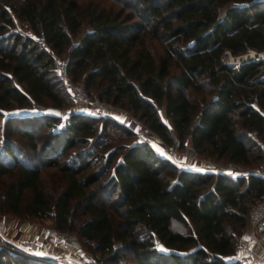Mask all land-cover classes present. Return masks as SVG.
<instances>
[{"label": "trees", "instance_id": "1", "mask_svg": "<svg viewBox=\"0 0 264 264\" xmlns=\"http://www.w3.org/2000/svg\"><path fill=\"white\" fill-rule=\"evenodd\" d=\"M15 20L43 32L91 96L165 143L172 128L178 148L187 140L197 154L246 166L264 160V61L227 60L264 49V0H0V214L49 219L105 263L130 254L135 264H239L221 256L235 253L264 178L180 168L127 140L132 131L111 117L83 112L68 113L40 143L38 133L61 117L15 111L52 106L62 116L69 97L51 58ZM146 35L163 45L158 63ZM0 264L45 263L0 245Z\"/></svg>", "mask_w": 264, "mask_h": 264}, {"label": "built area", "instance_id": "2", "mask_svg": "<svg viewBox=\"0 0 264 264\" xmlns=\"http://www.w3.org/2000/svg\"><path fill=\"white\" fill-rule=\"evenodd\" d=\"M24 34L30 36V34ZM31 37L38 47L43 49L52 60L53 69L57 78L72 103V106L67 110V113L83 112L90 116L111 117L121 126L126 127L135 133L136 137L134 143H146L152 148L150 143L153 135L149 130L142 133L136 132L135 128L137 120L131 114L122 111L123 115L121 118H117L116 113L121 111L120 108L100 100L95 95L91 96L85 89L83 83L76 82L71 79L66 58L55 53L48 46L43 32H38ZM228 57L229 59L227 60V63L229 65L239 64L240 62L247 60L264 61V49L262 51L249 50L248 52L237 56H231L229 54ZM170 132L173 140L169 145L171 146L170 149L174 152V149L177 147V142L172 128H170ZM262 150L264 152L263 145ZM187 151L192 156L196 155V152L193 149L189 148ZM229 167L231 172L235 173L238 171V167L235 165H230ZM256 176L264 177V169L260 173L256 174ZM54 235L55 240L58 243L70 244L76 240L74 235L63 231H56ZM37 241L30 239L23 242H16L4 237L0 232L1 246L5 247L12 253L33 259L35 261L47 264H72L70 262H73V264H100L90 258L79 256L70 250H65L57 254L40 252L37 250ZM154 247L158 248L159 243L156 242ZM261 247L264 248V193L251 205L249 209V224L246 230V236L242 239L239 250L232 255H222L221 258L224 260V258L228 257L239 264H264V258H261L258 255V249ZM210 258L211 257H208V259Z\"/></svg>", "mask_w": 264, "mask_h": 264}, {"label": "rangeland", "instance_id": "3", "mask_svg": "<svg viewBox=\"0 0 264 264\" xmlns=\"http://www.w3.org/2000/svg\"><path fill=\"white\" fill-rule=\"evenodd\" d=\"M104 2H109V0H104ZM14 25H15L14 28L17 31L21 32L22 34L26 33V34H30V36H33L35 34L34 32H32V30H30L29 28L24 26V24H22V23H20L18 21L15 22ZM145 38H146V43H147V45H148V47H149V49H150V51H151V53L153 55L154 60L156 61V63H158L160 58L163 55V50H164L163 49V45L159 41H157L156 39L150 37L149 35H146ZM228 59H229V57H228ZM66 106L67 107L62 110V116H61L60 121L58 123H56L55 126H49V127H47V129L41 130L38 133V139H39L40 143H42L44 141L43 140L44 134L51 127H54L55 129H59V128L64 127L65 119H66L67 114H68L67 110L72 106V103L70 102L69 98H67V105ZM117 108H119V107H117ZM27 109H30V108H27ZM33 109H34L33 112H35L36 109L35 108H33ZM120 109L124 110L122 108H120ZM163 109H164V104L160 103L158 105L157 111H158V114H159L160 118L164 120L166 118V114H165ZM9 112L11 114L14 111L11 110ZM15 112L20 113L21 110H18V111H15ZM125 112H127V111L125 110ZM127 113H129V112H127ZM133 117L137 120L135 131L138 132V133H142V132H144L146 130H149L151 132V134L153 135V137L151 139V143H150L152 148H153V150L157 154H159L160 156H163V157L171 160L174 164H176L180 168H185V169H189V170H196V171H200V172H213V173L219 172V173H224V174L228 175L231 178H236L238 176L247 177L250 174H254L256 176V174L260 173L264 169V160L261 161V162H257V163L253 162L250 165L244 166V165H236V164H233V163H231L229 161H226V160H213L211 158H208V157H206L204 155H200V154H197V153H196L195 156H192L191 154H189V152L187 150L189 148L190 149H193V148L190 145V142L187 141V140L185 141V146L183 148H178V146H177L174 149V152H173L170 149L171 146L169 144L165 143L155 132H153L151 129H149L140 119H138L135 116H133ZM96 126H97L96 127L97 128V132L98 133L101 132L102 131L101 121H98ZM106 130H107L108 133L117 132L116 130H113L110 125L106 127ZM132 133H133V137L131 136L127 140L134 142L136 135H135L134 132H132ZM5 138H7V136H5L2 133V125H1V119H0V153L2 152V150H1L2 149V143L5 140ZM8 139L11 140V142H14V144L17 145V147H21L22 149H23V147L25 149L27 148V145L23 144L21 139L17 135H12V136L8 137ZM122 140L123 139H120V141H122ZM261 147H262V145H261ZM20 156L23 157L25 155H20ZM5 160H6V162L10 161L9 157H6ZM230 165L237 166L238 167V171H236L235 173L231 172V170L229 169ZM0 217H2V219L8 220V221H13V222H15V221L16 222L17 221H31V222H33V224L39 226V228H41L47 235H50V236H52L54 238H55L54 233L56 231H61V230L54 229L52 227L51 221L49 219H45L43 221H33V220H27V219H24V218H19V217H15V216H12V215H6V214H3V215L0 214ZM170 223H171V227L174 230H176L178 232H181V233H185L186 232L184 226L181 225L179 222H177V221L175 222V221L171 220ZM247 227L242 231L241 234H239L236 237V240H235V253L239 250V248L241 246V241L244 238V236H246ZM10 230H11L10 228L7 229V230L6 229L4 230V228L2 227V223L0 221V232H1V234L4 237H6L8 239H9V237H11V236H9L10 235V233H9ZM63 232H67V233H69L71 235H74L75 238H76V240L73 241L72 243L65 244L66 247L68 249H70V251L74 252L75 254H78L79 256L90 258L91 260H94V258L85 250V247H84L83 243L77 240L75 232H73V231H63ZM35 240L37 241V238ZM23 241L24 240H22L20 242H23ZM43 242H44L43 238L40 241H37V250L40 251V252H44L43 250L38 248L39 246H41V244ZM62 251H65V250H61L60 252H62ZM45 253L57 254L58 252L55 249V250H53L51 252H45ZM258 255H259V257L264 258V248L263 247L258 249ZM94 261H96V260H94ZM224 261H233V259L226 257V258H224ZM97 262H99L100 264H135V261H134L133 257L130 254H127L124 258H122L119 262H116V263H111V262L105 263L102 260L97 261ZM42 263H44V262H42ZM70 263L73 264V262H70ZM45 264H47V263H45Z\"/></svg>", "mask_w": 264, "mask_h": 264}, {"label": "crops", "instance_id": "4", "mask_svg": "<svg viewBox=\"0 0 264 264\" xmlns=\"http://www.w3.org/2000/svg\"><path fill=\"white\" fill-rule=\"evenodd\" d=\"M15 22H17V20H15ZM19 110H21L20 113L22 114H36L38 112L37 109L35 110V112H33L34 111L33 108H30V109L21 108ZM122 111L125 112V110H121L116 113L117 118H121V116L123 115ZM163 121L168 126H171V121L167 116ZM0 221L2 223V227L4 228V230L5 229L7 230L9 228L11 229L9 232L10 233L9 236L11 237H9V239L13 241L20 242L22 240L24 241L30 240V239L35 240L36 238L39 241V238L42 237L44 242L38 248H40L44 252H51L56 249L57 252L60 253L61 250H70L66 247L65 244L56 242L54 237L47 235L41 228H39V226L33 224V222L31 221L13 222V221L2 219V217H0Z\"/></svg>", "mask_w": 264, "mask_h": 264}, {"label": "water", "instance_id": "5", "mask_svg": "<svg viewBox=\"0 0 264 264\" xmlns=\"http://www.w3.org/2000/svg\"><path fill=\"white\" fill-rule=\"evenodd\" d=\"M37 113L42 114V115H46V116H50L53 118H60L61 117V110L59 108L52 107V106H48V107H45L41 110H38ZM9 115H11V114H9ZM172 221L176 222V220H174V219H172Z\"/></svg>", "mask_w": 264, "mask_h": 264}]
</instances>
